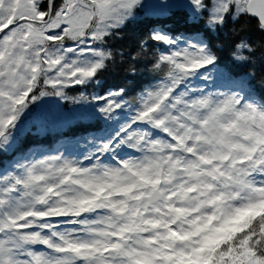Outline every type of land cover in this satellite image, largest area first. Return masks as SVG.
<instances>
[{
    "label": "snow or ice",
    "instance_id": "6c2138e0",
    "mask_svg": "<svg viewBox=\"0 0 264 264\" xmlns=\"http://www.w3.org/2000/svg\"><path fill=\"white\" fill-rule=\"evenodd\" d=\"M149 9L185 26L137 44L155 83L72 98L98 128L75 157L15 156L33 107L101 85L108 43ZM230 22L264 34V0H0V264H264V78L221 68L209 36Z\"/></svg>",
    "mask_w": 264,
    "mask_h": 264
},
{
    "label": "trees",
    "instance_id": "16d2710c",
    "mask_svg": "<svg viewBox=\"0 0 264 264\" xmlns=\"http://www.w3.org/2000/svg\"><path fill=\"white\" fill-rule=\"evenodd\" d=\"M148 2L159 3L162 0H148ZM154 27H164L166 31L173 29L183 31L185 26L180 17H173L167 10L149 9L140 12L134 23L108 43L107 50L113 53L114 59L108 62L109 67L100 77L101 85H92L88 88L75 86L66 89L69 99L61 100L51 97L52 102L47 110L42 111L37 106L33 107L24 121L23 130L17 137V146L21 151L15 153V156L29 153L49 154L56 152L57 149H63L66 154L77 153L74 147L75 143L77 141L83 143L86 137L97 133L98 128L97 121L84 110L86 106L73 103L72 98H78L82 93L89 97L106 93L107 90L118 84H126L129 88L135 89L133 95H136L144 87L155 83V73L151 71L149 62L151 56L138 62L130 59L136 55L137 44L141 41H148L153 54L163 50L165 46L148 40ZM233 27L236 28V33L231 31ZM241 41L257 47L254 63L242 64L233 59L232 53L235 50V45ZM209 43L219 57L222 69L239 76L254 72L253 83L257 89H261L260 82L264 78V34L256 31L254 27L249 30H241L238 25H232L230 22L228 28L211 34ZM133 63L136 68L135 80L127 79L131 76L128 69ZM146 64L147 68H145ZM13 158V154L8 153L6 156L0 157V162L9 163Z\"/></svg>",
    "mask_w": 264,
    "mask_h": 264
},
{
    "label": "rangeland",
    "instance_id": "374dc122",
    "mask_svg": "<svg viewBox=\"0 0 264 264\" xmlns=\"http://www.w3.org/2000/svg\"><path fill=\"white\" fill-rule=\"evenodd\" d=\"M51 100H52L51 97L44 98V100L38 102L39 106H37V108L39 110H42V111L49 109L50 108V105H51V102H52ZM51 154H55V152H53ZM76 155H78V153L72 154L73 157H75Z\"/></svg>",
    "mask_w": 264,
    "mask_h": 264
},
{
    "label": "bare ground",
    "instance_id": "6f19581e",
    "mask_svg": "<svg viewBox=\"0 0 264 264\" xmlns=\"http://www.w3.org/2000/svg\"><path fill=\"white\" fill-rule=\"evenodd\" d=\"M139 15V14H138ZM182 27V26H181ZM59 101V100H58ZM62 121V120H61ZM57 122V121H56ZM37 126V125H36ZM41 132V131H40Z\"/></svg>",
    "mask_w": 264,
    "mask_h": 264
}]
</instances>
